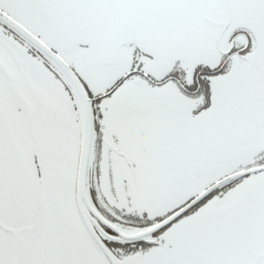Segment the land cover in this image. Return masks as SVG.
Instances as JSON below:
<instances>
[{
	"label": "snow or ice",
	"instance_id": "obj_1",
	"mask_svg": "<svg viewBox=\"0 0 264 264\" xmlns=\"http://www.w3.org/2000/svg\"><path fill=\"white\" fill-rule=\"evenodd\" d=\"M0 264H264V0H0Z\"/></svg>",
	"mask_w": 264,
	"mask_h": 264
}]
</instances>
